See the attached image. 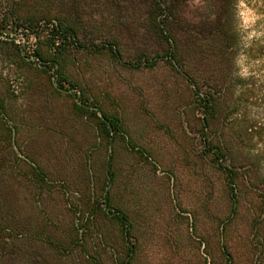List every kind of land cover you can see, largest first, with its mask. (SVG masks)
<instances>
[{
  "label": "trees",
  "instance_id": "1",
  "mask_svg": "<svg viewBox=\"0 0 264 264\" xmlns=\"http://www.w3.org/2000/svg\"><path fill=\"white\" fill-rule=\"evenodd\" d=\"M242 3L257 13L264 32V0H0V47L12 44L51 72L53 95L74 91L69 114L80 130L79 138L77 132L51 136L49 118L40 116L41 131L22 136L20 120L0 97V264H104L100 252L108 246L120 254L114 264H134L141 248L131 206L142 208L156 196L138 192L131 182L139 174L135 167L147 166L139 176L141 185H151L150 169L168 164L208 166L224 181L228 210L204 203L193 212L197 231L200 215L213 220L219 240L217 253L209 251L214 263L240 264L231 232L246 202L255 220L247 252L264 264V115L252 116L256 106L264 107V37L243 44ZM17 39L38 46L30 54ZM100 58L125 70L172 73L176 93L183 94L172 96V82L164 80L165 97L177 102L180 124L196 136L161 138L168 162L144 144L146 136H131L110 96H96L86 83L83 75ZM44 86L46 111L51 87ZM24 139L29 143L22 148ZM258 145L263 148L252 154ZM69 192L80 195L77 203ZM107 229L120 234L119 249Z\"/></svg>",
  "mask_w": 264,
  "mask_h": 264
},
{
  "label": "rangeland",
  "instance_id": "2",
  "mask_svg": "<svg viewBox=\"0 0 264 264\" xmlns=\"http://www.w3.org/2000/svg\"><path fill=\"white\" fill-rule=\"evenodd\" d=\"M239 16V29L244 45L249 44L255 38L264 37V32L259 26V17L253 8L242 3ZM16 42L30 54L33 49L31 47L37 48L38 46L35 41L20 42V39H17ZM42 49H44L43 46ZM33 60L34 58L28 57L26 52L20 53L12 44L0 47V97L6 101L11 112L17 115L16 118L20 120L22 136H35L46 117L49 118L48 126L51 128V136H58L59 132L62 135L63 133L72 135L77 132L78 137L76 138H79L80 130L74 123L76 120L69 114L72 100L68 95H74V91L60 90L63 95H53L51 85L54 79L51 78V72H45L43 67L40 68L33 64ZM92 64V70L83 77L87 80L86 83L91 85L93 93L103 99H106L107 95L110 96L127 121L131 136H146L143 139L144 144L148 148H152L156 154L162 155L163 161L166 162L168 157L167 150L160 149L161 138H165L164 136H196V133L191 129L186 127L184 130L180 124L179 110H176L177 102L171 104L165 97L162 83L164 80L172 82L169 88L172 96L183 94L182 90H178L176 93L178 86L173 85L174 77L170 71L165 68L152 71L125 70L106 58H100ZM238 67L240 74L246 76L248 70L243 56L238 58ZM44 85L51 87V90H48L51 92L50 101L46 104L50 106L48 111L42 108L48 94ZM54 86H57L56 82H54ZM105 106L106 110L112 109L110 105ZM187 110H191V107ZM48 112H51V115ZM188 113L194 127L195 119L192 117L191 111ZM263 115L264 107L262 108V105H258L252 110L254 117ZM40 116H43V120H40ZM61 122L64 123L63 129L59 128ZM10 125L13 126V122H10ZM44 135L47 136V134ZM21 142L22 148H25L29 143L26 139ZM262 148L263 145L253 147L251 153L256 154ZM165 155L166 158H164ZM174 162L177 163V160L174 159ZM175 166L168 164L164 168L160 166L151 168L150 170L155 176L151 185H147L149 184L148 180L144 185H141L142 181L139 176V174L144 175L145 171L149 172L147 166L146 169L140 165L135 167L139 174H134L131 182L138 188V192L147 190L148 196H156L154 202L144 200L142 208L133 204L131 206L134 215L139 219L135 236L140 240L141 248L134 264H224L219 259H216L214 263L215 257L210 254L212 250L217 253L219 241L212 228L213 220L208 218L207 214L200 215L201 225L197 231L194 228L195 217L193 216V212L202 208L204 203H209L212 208L223 213L228 210L230 203L223 194L225 188L222 177L220 173L213 171L208 166H204V168L195 165L186 168H183V165ZM129 170L131 171V169ZM177 176L180 181L179 188L175 187ZM209 182V187H207ZM69 197L77 203V198L80 195L76 192H69L67 198ZM148 204L149 206H147ZM179 204L181 208H179ZM247 207L248 204L245 202L234 222L236 229L231 232L233 239L231 244L236 249L240 264H256L252 262L247 252V244L245 245L247 234L255 224V220L248 215ZM140 215L143 218H139ZM107 234L110 242L115 243V249H119L116 244L118 246L122 244V239L118 231L107 229ZM201 238H205L204 242ZM91 241L89 236L88 243L92 246ZM133 241L135 242V240ZM105 250L100 252L104 264H114V259L120 254H117V250L114 251L111 246L105 247Z\"/></svg>",
  "mask_w": 264,
  "mask_h": 264
}]
</instances>
